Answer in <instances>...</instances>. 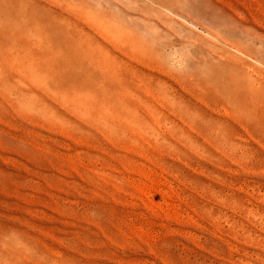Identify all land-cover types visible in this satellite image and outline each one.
<instances>
[{
	"label": "rangeland",
	"instance_id": "rangeland-1",
	"mask_svg": "<svg viewBox=\"0 0 264 264\" xmlns=\"http://www.w3.org/2000/svg\"><path fill=\"white\" fill-rule=\"evenodd\" d=\"M0 264H264V0H0Z\"/></svg>",
	"mask_w": 264,
	"mask_h": 264
}]
</instances>
